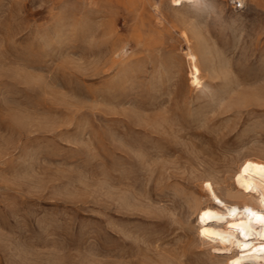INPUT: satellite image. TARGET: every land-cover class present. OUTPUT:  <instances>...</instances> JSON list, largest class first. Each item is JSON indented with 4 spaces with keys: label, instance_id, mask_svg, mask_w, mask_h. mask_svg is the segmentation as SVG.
<instances>
[{
    "label": "rangeland",
    "instance_id": "rangeland-1",
    "mask_svg": "<svg viewBox=\"0 0 264 264\" xmlns=\"http://www.w3.org/2000/svg\"><path fill=\"white\" fill-rule=\"evenodd\" d=\"M246 158L264 0H0V264H237L200 214Z\"/></svg>",
    "mask_w": 264,
    "mask_h": 264
},
{
    "label": "bare ground",
    "instance_id": "bare-ground-1",
    "mask_svg": "<svg viewBox=\"0 0 264 264\" xmlns=\"http://www.w3.org/2000/svg\"><path fill=\"white\" fill-rule=\"evenodd\" d=\"M186 52L192 64L191 82L198 83V56L191 45ZM235 181L240 188L235 196L241 197V202L226 199L212 182L207 181L210 201L201 210L199 232L235 247L233 259L237 264H264V162L246 158L235 174ZM229 194L234 193L229 189ZM216 200L222 205L216 204ZM183 203L181 197V209Z\"/></svg>",
    "mask_w": 264,
    "mask_h": 264
},
{
    "label": "clouds",
    "instance_id": "clouds-1",
    "mask_svg": "<svg viewBox=\"0 0 264 264\" xmlns=\"http://www.w3.org/2000/svg\"><path fill=\"white\" fill-rule=\"evenodd\" d=\"M189 2L191 3V2H192V0H189Z\"/></svg>",
    "mask_w": 264,
    "mask_h": 264
}]
</instances>
